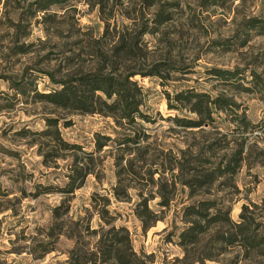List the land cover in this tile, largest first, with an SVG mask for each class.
<instances>
[{"label":"rangeland","instance_id":"1","mask_svg":"<svg viewBox=\"0 0 264 264\" xmlns=\"http://www.w3.org/2000/svg\"><path fill=\"white\" fill-rule=\"evenodd\" d=\"M88 74L148 120L38 96ZM115 255L264 264V0H0V264Z\"/></svg>","mask_w":264,"mask_h":264},{"label":"trees","instance_id":"2","mask_svg":"<svg viewBox=\"0 0 264 264\" xmlns=\"http://www.w3.org/2000/svg\"><path fill=\"white\" fill-rule=\"evenodd\" d=\"M129 53L130 51L127 54ZM132 76L126 75L121 80H117L111 77V75L88 74L81 76L76 83L74 81L61 83L59 88L53 89L48 94L38 96L58 108L71 109L85 114L104 113L112 117L116 121V124L124 122L135 123L137 119L147 121V115L139 110L142 96L141 89L135 81L131 80ZM186 95L197 98L191 105L193 112L198 114L202 115L206 111L211 112V104L216 106V100L209 101L203 112V109L200 107V97L203 95L190 91L186 92ZM186 97L184 93H176L174 99L183 100ZM199 102L200 104L197 105ZM182 124L188 127H200L202 125L200 121H183ZM239 233L243 234L241 230ZM182 235L187 236V234L183 233ZM114 260L119 262V264H130L131 262L130 260L123 261L119 255H115Z\"/></svg>","mask_w":264,"mask_h":264}]
</instances>
